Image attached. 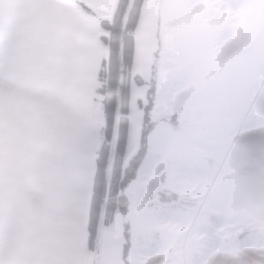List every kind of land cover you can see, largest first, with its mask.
Segmentation results:
<instances>
[{"label": "crops", "instance_id": "1", "mask_svg": "<svg viewBox=\"0 0 264 264\" xmlns=\"http://www.w3.org/2000/svg\"><path fill=\"white\" fill-rule=\"evenodd\" d=\"M239 2L219 8L214 0H197L212 18L168 25L153 51L157 65L150 81L157 96L172 112L178 93L193 99L182 124L160 120L151 131L144 161L163 171L202 165L205 146L224 147L253 104L264 77V0ZM79 3L108 18L117 0H18L17 20L0 25L2 42L18 54L0 67V264H90L95 254L99 264L101 228L95 251L87 249L93 180L78 191L67 183L68 167L77 166L75 178L85 167L94 178L96 141L89 118L95 115L105 48L98 23ZM150 5L143 1L140 18L151 13L155 27ZM215 21L230 26V36H218ZM89 37L96 39L101 58L81 54L82 40ZM65 39L78 54L58 48ZM135 59L134 49L133 65ZM230 175L218 189L221 197L205 203L207 212L264 227V178ZM113 221L101 231L104 239H115L105 231Z\"/></svg>", "mask_w": 264, "mask_h": 264}, {"label": "rangeland", "instance_id": "2", "mask_svg": "<svg viewBox=\"0 0 264 264\" xmlns=\"http://www.w3.org/2000/svg\"><path fill=\"white\" fill-rule=\"evenodd\" d=\"M17 2L18 0H0V25L9 26L12 21L17 20V4H13ZM214 2L219 8H228L231 5V0ZM151 3L153 5H150V9L156 14L152 18L158 21L157 26L149 24L151 13H148V16L139 19L134 31L133 47L136 59L131 68L129 132L125 160L136 151L143 127L147 128L149 139L154 128L152 126L156 122L169 121L172 114H176L174 124H182L190 113L193 99L185 101L178 93L173 99L174 103H171L173 109L175 108V112H172L166 102L157 96L150 81L157 65L153 51L157 52L165 28L176 22L191 23L205 16L211 17L209 10L200 7L197 0H151ZM156 4L159 5L157 9ZM90 21L97 24L93 18ZM215 25L218 36L221 33L230 36V26L218 24L217 21ZM7 36L10 37L9 32ZM1 38L3 35L0 33V67L7 58L18 55L16 51L12 53V49ZM96 43V39L92 37L83 38L81 54L101 58V50H98ZM57 46L68 55L78 54L70 40L65 39ZM103 54L106 60L107 48L103 49ZM136 76L143 82H136ZM94 109L95 115L92 113L89 123L94 126L91 133L97 146L103 140L100 104L96 103ZM236 132L226 137L223 141L224 147L214 150L205 146L202 165H171V170L163 171L152 162L143 161L136 178L125 191L129 203L127 218L131 227L127 258L129 264H264V227L260 222L213 215L207 212L208 204L205 205L207 201L211 203L221 197L218 189L231 176L230 173L234 175L231 179H238L242 174L264 178V77L242 127ZM68 151L73 150L70 147ZM85 163L87 164L86 160ZM71 164L72 161L68 160V165ZM74 167H68L67 183L69 188L74 182L78 191L80 187L87 186L89 181L92 182L93 173L88 175L85 167L84 173L81 174L80 171V175L75 178L74 174L78 169L77 166ZM84 192L85 189L77 194L83 197ZM161 192L175 194L177 199L162 200ZM116 216L105 230L115 233V239L112 235L108 240L104 239L101 231L105 225L100 226L99 240L102 248L97 252L99 264H102V260L104 264H121L123 228L119 215ZM96 261L95 254L90 264H96Z\"/></svg>", "mask_w": 264, "mask_h": 264}, {"label": "trees", "instance_id": "3", "mask_svg": "<svg viewBox=\"0 0 264 264\" xmlns=\"http://www.w3.org/2000/svg\"><path fill=\"white\" fill-rule=\"evenodd\" d=\"M143 1L117 0L110 18L98 17L86 4L79 3L82 11L97 21L101 30L100 41L107 48V59L102 63L94 96V102L101 106L103 140L95 150L87 249L95 251L101 224L109 225L118 214L123 228V264H129L127 258L131 229L127 218L129 203L125 191L136 178L148 149L147 128L143 127L136 151L125 160L129 132L134 31L140 18ZM134 79L138 83L143 82L138 76ZM175 117L176 115H172L168 123L173 125ZM160 199L174 200L177 199V195L161 192Z\"/></svg>", "mask_w": 264, "mask_h": 264}]
</instances>
